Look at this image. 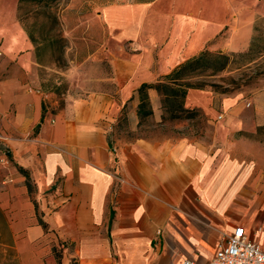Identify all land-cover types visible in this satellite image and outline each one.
I'll list each match as a JSON object with an SVG mask.
<instances>
[{"label": "crops", "instance_id": "1", "mask_svg": "<svg viewBox=\"0 0 264 264\" xmlns=\"http://www.w3.org/2000/svg\"><path fill=\"white\" fill-rule=\"evenodd\" d=\"M220 2L217 11L209 0L95 5L87 21L108 39L99 47L110 74L94 89L79 78L62 92L40 80L18 0H0V264H207L237 227L264 251V197L247 186L253 172L230 170L223 149L183 137L111 138L124 121L138 131L143 84L164 81L228 26L214 50L250 47L254 21H229L230 3ZM148 95L160 123V95ZM50 97L63 104L49 107ZM261 101L251 119L239 117L241 96L189 89L185 98L187 108L249 130L264 126Z\"/></svg>", "mask_w": 264, "mask_h": 264}, {"label": "rangeland", "instance_id": "2", "mask_svg": "<svg viewBox=\"0 0 264 264\" xmlns=\"http://www.w3.org/2000/svg\"><path fill=\"white\" fill-rule=\"evenodd\" d=\"M127 0H59L50 3L48 6L42 4L24 3L20 6L18 0L16 14L18 20L24 25L28 34L36 40V45L40 48V62L42 68L39 77L46 90L66 91L74 80L80 78L82 85L90 90L94 89L97 79L105 78L110 74V69L104 59V53L100 50V44H105L108 39L104 32L94 21H87L92 14L95 5L108 2H119ZM229 5L228 20L234 17L235 24L238 22L237 16L244 15L253 22L252 41L257 43L264 52V0H227ZM213 10L220 5V0H209ZM68 10V18L64 21V10ZM63 15V16H62ZM66 22V23H65ZM64 27H67L65 29ZM228 26L224 34L210 44V51H221L226 54L240 53L227 50H214L221 38H226ZM68 32V34L66 33ZM72 46V48H71ZM251 46V45H250ZM76 61L72 66L69 61ZM260 65L264 66V56L259 60ZM238 64H232L230 68L222 72L216 83L224 88L232 87V91L227 93H216L214 88L206 87L205 90L216 93L219 97L241 96L240 118L254 115V100L259 97L264 102V75L252 78L256 69L242 68L237 70ZM56 71V72H55ZM261 72V70H260ZM73 75L69 79L62 74ZM233 80L235 84H227ZM223 81V82H222ZM221 92V90H220ZM161 101L163 96L160 95ZM182 102L184 109L199 111V115L192 118L173 119L167 112V120L161 119L160 123L150 117L142 120L136 132L128 130L125 121L112 133V140H130L138 136L147 137H183L193 142H198L210 148L223 149L232 159L229 162L230 170L246 171V176L252 172L248 179L247 186L251 187L252 192L257 196L264 197V126H256L249 129H242L226 125L225 117H213L206 110L199 108H187L185 101ZM48 106L59 107L63 104L61 99L47 100ZM252 105V106H251ZM195 110V111H196ZM166 108L162 103V116ZM187 114H185L186 116ZM118 141V142H119ZM247 178V177H246ZM257 181V183H255ZM252 185V186H251Z\"/></svg>", "mask_w": 264, "mask_h": 264}, {"label": "trees", "instance_id": "3", "mask_svg": "<svg viewBox=\"0 0 264 264\" xmlns=\"http://www.w3.org/2000/svg\"><path fill=\"white\" fill-rule=\"evenodd\" d=\"M57 1L59 0H20V6L24 3L48 6L50 3ZM29 36L32 42L36 44V40L31 34ZM39 56L40 48L37 46V57L40 61ZM263 56L264 52L261 51V48L255 42L251 44L247 51L240 53L226 54L221 51L214 52L209 49L204 50L199 56L178 66L164 81L153 85L143 84L139 88L138 94L141 99L139 114L141 116V121L152 115L148 90L154 89L159 95L163 96L162 103L164 108H166L162 116L163 121L167 120V112L171 114L173 119L184 117L194 119L199 115V111L196 109L191 111L184 109L182 102H180L178 98L185 101L189 89H205L208 86L214 88L216 93H227L232 91L233 89H231L232 87L230 85L232 84L233 86L235 82L231 80V82L227 84L230 87L224 88L222 85L216 83L215 80H217L218 76L230 68L232 64H238L237 70L242 68L256 69L257 71L253 73L252 78L262 76L264 75V66L260 65L259 60ZM185 114L187 115L185 116Z\"/></svg>", "mask_w": 264, "mask_h": 264}, {"label": "built area", "instance_id": "4", "mask_svg": "<svg viewBox=\"0 0 264 264\" xmlns=\"http://www.w3.org/2000/svg\"><path fill=\"white\" fill-rule=\"evenodd\" d=\"M0 138V148H2ZM183 264H196L186 260ZM207 264H264V251L260 244L251 240L243 227L224 237L219 243L214 257Z\"/></svg>", "mask_w": 264, "mask_h": 264}]
</instances>
